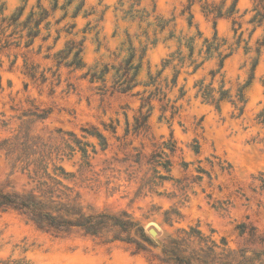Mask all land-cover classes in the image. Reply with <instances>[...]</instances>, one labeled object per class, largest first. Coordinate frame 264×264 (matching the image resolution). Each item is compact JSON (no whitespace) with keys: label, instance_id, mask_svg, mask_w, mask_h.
Here are the masks:
<instances>
[{"label":"rangeland","instance_id":"obj_1","mask_svg":"<svg viewBox=\"0 0 264 264\" xmlns=\"http://www.w3.org/2000/svg\"><path fill=\"white\" fill-rule=\"evenodd\" d=\"M69 1L54 8L55 0H0L6 16L24 5L21 20L38 3L49 13L31 46L0 50V140L26 138L34 151L29 168L38 169L22 172L23 162L11 169L1 154L0 186L46 190L86 213L125 211L152 245L140 240L146 250H137L111 234L80 230L56 235L0 209V260L166 264L158 259L162 243L190 225L225 237L233 249H264L239 229L244 223L264 234V125L256 121L264 103V28L249 22L252 0ZM205 2L222 16L205 13ZM215 30L223 44L208 56L204 40ZM70 40H82V67L66 65L70 56L56 62ZM130 55L140 66L134 87L121 92ZM105 67L104 80L92 77ZM248 80L241 114L227 99L217 108L196 94L210 84L234 99ZM84 128L101 132L105 147ZM169 209L178 212L171 223L164 221Z\"/></svg>","mask_w":264,"mask_h":264},{"label":"trees","instance_id":"obj_2","mask_svg":"<svg viewBox=\"0 0 264 264\" xmlns=\"http://www.w3.org/2000/svg\"><path fill=\"white\" fill-rule=\"evenodd\" d=\"M209 1V0H205ZM71 2V0L69 1ZM81 5V3H80ZM57 6V0H55L54 8ZM210 4L205 2L203 9L205 13H215L216 17H221V10H208ZM78 6L77 8H79ZM24 10V5L21 6L16 12L11 13L9 16L3 15L0 9V50L10 49L12 47L17 48L23 42V47L28 48L32 45L35 37L39 34L40 24L48 16V10H46L41 4H37V10L30 9L27 16L21 20ZM253 15L249 22H255L258 26L264 28V0H252ZM233 9L227 12L232 14ZM47 24V23H46ZM215 26V23H214ZM216 30L211 39H205V53L209 56L211 51L218 50L223 44L218 42L216 37ZM258 45L264 48V34L258 41ZM193 48L190 47V54L192 56ZM259 49H257L258 53ZM82 52V40L74 41L70 40L67 45V49L60 50L56 53V62L59 65L63 59L70 56V60L66 65L79 68L83 66V60L81 56ZM178 60H181L180 52L176 53ZM231 52L225 53L220 58L219 67L222 66L223 60L228 57ZM220 55V53H218ZM174 55H171L163 64V69L173 61ZM133 55H130L124 61V70L121 75L123 80L117 84V89L121 92L130 90L135 85V79L138 74L140 64H134L132 62ZM25 65L26 62L24 61ZM255 65V64H254ZM197 66L195 67V69ZM117 73L120 67L117 69ZM108 72V68L105 67L98 76L92 75L93 78H100L102 80L105 73ZM214 76V72H211ZM32 76L33 73H30ZM121 79V78H119ZM250 80L246 84L240 87L232 99L227 90L219 88L215 92L214 88L208 85H200L196 92L200 95L203 101L210 104H214L217 108L220 107V103L223 100H229L239 114L242 113L245 104L243 95V88L249 84ZM203 82L200 81L199 84ZM142 108V106H141ZM148 113L144 115V121L147 120ZM256 121L259 124L264 125V103L261 109L256 114ZM87 134L95 136L99 144L103 147L106 145V139L101 132L97 130L83 129ZM26 139V138H25ZM25 139L21 142L18 141V137L12 141L9 138L0 140V155L11 162V169L15 167L16 162H23L21 165V171L27 173H37L38 169H30V156L34 153L31 146L27 145ZM79 150L86 155V148L81 146V142L76 140ZM87 145V144H85ZM20 147V150H18ZM168 147V146H167ZM170 150L173 146L168 147ZM167 163V162H166ZM168 171V165L163 164ZM46 171V166L43 167ZM60 170L65 173L64 169L60 167ZM43 184H48L43 181ZM49 187V186H48ZM0 209L7 210L12 209L23 215L28 221L35 224L38 228L49 231L53 234H65L73 230H80L85 234L97 236V235H110L111 239H119L127 242H133L136 244L137 250H146L140 242L143 241L148 245H152L151 239L145 234L142 225L130 217L127 212L123 211L119 214L110 213L107 211H100L96 213L84 212L82 206L76 201H63L58 196L53 195L46 190H23L18 191L15 189H5V186H0ZM172 214L178 215L177 210L169 209L164 211V221L167 223L172 222ZM240 233H247L248 238L252 241L264 243V234L258 233L255 227L251 226L249 229L246 224L239 225ZM264 256V249L253 250L247 247H240L233 249L229 247L225 237H221L219 240L214 239L211 235L203 233L197 225H190L187 228H181L174 235L168 236L160 247L158 259L166 264H262ZM0 264H29L26 261L19 260H0Z\"/></svg>","mask_w":264,"mask_h":264},{"label":"water","instance_id":"obj_3","mask_svg":"<svg viewBox=\"0 0 264 264\" xmlns=\"http://www.w3.org/2000/svg\"><path fill=\"white\" fill-rule=\"evenodd\" d=\"M149 233L151 234V235H153L154 234V230H149Z\"/></svg>","mask_w":264,"mask_h":264}]
</instances>
